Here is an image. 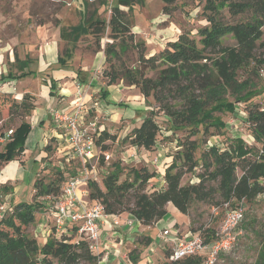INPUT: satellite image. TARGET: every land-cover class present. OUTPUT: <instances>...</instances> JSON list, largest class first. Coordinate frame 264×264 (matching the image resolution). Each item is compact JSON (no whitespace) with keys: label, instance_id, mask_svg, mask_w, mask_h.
Here are the masks:
<instances>
[{"label":"trees","instance_id":"trees-1","mask_svg":"<svg viewBox=\"0 0 264 264\" xmlns=\"http://www.w3.org/2000/svg\"><path fill=\"white\" fill-rule=\"evenodd\" d=\"M161 1L164 14L170 15L169 5L176 0ZM130 6V0H117V3L113 0L110 20L83 18L78 26H62L61 38L74 47L82 36H91L96 46L94 51L98 53L103 50L102 40L109 32L104 50L108 67L102 74L107 85L122 81L137 88L148 104L155 105L128 136L134 147L146 151L155 149L161 137L159 116L168 121L171 134L179 130L184 134L176 139L173 160L165 169L164 189L149 188L157 170H150L147 165H125L119 158L108 164L102 156L100 166L106 172L99 182L89 181V199L101 202L108 216L129 214L145 226L162 220L169 212V205L188 215L193 203L210 207L229 204L234 208L236 204L252 202L264 194V107L259 100L263 90L257 89L251 78L264 69V0H207L204 12L207 25L198 29L199 41L191 32H184L150 56L145 54L144 42H130L134 37L132 26L123 9ZM223 9L229 17L223 15ZM227 36H232L236 44L225 45ZM131 48L138 54L137 67H130L122 60V55ZM73 51L67 48V59L60 54L58 62L66 66ZM242 70L249 71L245 80L238 77ZM148 71H154L155 76L149 77ZM31 73L1 78H19ZM78 73L81 77V72ZM51 81L53 95L56 81ZM99 94L105 100L109 92L103 88ZM238 104L245 107L248 129L260 146H248L240 136L233 138L224 149L217 144L208 145L205 138L215 135L212 129L219 133L226 128L222 116L234 114ZM34 108L32 96H24L20 101L13 94L0 92V123H3L0 168L24 152L31 132L27 117ZM17 121L19 124L12 129V136L2 143L1 138L7 135L3 128ZM114 139L115 136L104 130L97 145L108 152L106 141ZM47 150H51L50 145ZM67 167L57 166L51 178L38 177L33 187V201L13 204L12 210L0 218V264H100L101 256L91 252L88 241L78 235L74 226L68 227L60 237L55 235L53 226L46 240L28 231L29 226L37 224L38 213L53 204L47 198L57 199L72 176ZM196 171L197 181L183 184L184 177ZM144 240L146 249L152 241ZM141 253L136 249L131 251L128 264H138ZM172 264H203V256H188ZM255 264H264V247Z\"/></svg>","mask_w":264,"mask_h":264},{"label":"rangeland","instance_id":"rangeland-1","mask_svg":"<svg viewBox=\"0 0 264 264\" xmlns=\"http://www.w3.org/2000/svg\"><path fill=\"white\" fill-rule=\"evenodd\" d=\"M105 1L107 0H0V92L13 94L20 101L27 95L38 97L34 110L27 117V122L31 128L35 125L34 120L43 114L49 113L50 104L45 94V89L47 88L46 85L50 88L51 80L54 79L53 75L57 74L55 72L56 69L70 72L71 68L75 66V63L71 65L73 60L77 63L86 59L91 63L101 56H103L102 61L105 59L104 50L106 44L109 42V32L102 40L103 50L97 53L94 51L96 46L91 36H82L73 47L67 41L62 40L61 28L59 29L62 26L68 28L78 26L83 22V18L84 20L91 17L110 20V7L113 1H107L110 7L106 6ZM130 2V8L123 7L127 15L126 19L132 26L134 37L133 41L130 40V42L133 44L144 42L145 54L148 56L154 55L164 49L167 43L177 40L178 36L184 32H191L197 41H199L200 37L197 35L198 29L207 25L204 15L207 0H176L174 4L169 5L170 15L164 14V3L161 0H130ZM115 3H117V0H115ZM222 12L224 16L229 17L226 9H223ZM55 28L59 29L60 34L58 37L55 36ZM262 41L264 42V36ZM49 42L57 43L58 57L61 54L63 58L67 59L66 49L74 50L73 56L68 60L66 66L53 62L43 63V56L45 54L43 50L46 51L49 48L46 45ZM223 43L228 46L236 44L232 36L225 37ZM51 48L53 49L55 46L52 45ZM137 59V51L133 48L122 55L123 62L127 63L130 67L138 66ZM114 62L116 61L114 60ZM107 67L108 64L105 63L101 66L100 70L102 74L103 70ZM28 72L32 73L19 78H1L8 74L20 76L22 73ZM52 72L54 73L52 74ZM155 74L154 71L147 72L149 77H153ZM238 77L240 80L247 79L249 71H240ZM251 78L256 88L263 90V94L259 100L262 101L264 107V69L260 70L258 74L252 75ZM115 85L117 89L112 90L105 101L102 100L99 93H94V97H92V103L96 100L100 101V103L104 101L110 115L102 111L100 104V107L92 109L87 116L89 120H93L94 118L99 119V125L116 138L106 141V144L110 148L108 151L110 159L106 163L109 164L118 158H125V165L137 167L147 165L150 170H153L157 165L155 160L149 161L147 164L141 158L142 154H146V150L136 149L131 144L128 136L131 135L132 130L141 125L155 105L153 102L148 104L146 101H142L140 97L141 93L137 88L131 89L130 86L124 85L119 81ZM71 88H69L70 91ZM57 93L51 96H55L56 98L59 95ZM121 100L122 102H120ZM244 108V106L238 104L234 114L228 113L222 116L226 128L219 133L212 129L215 135L206 137V143L208 145L217 144L220 148L224 149L229 147L233 138L240 136L245 139L248 146L256 145L259 147L260 145L256 143L248 129L247 114ZM108 119L111 120L112 124ZM157 122L161 126V137H159L160 139L156 145L165 148L167 154H174L176 151V139L183 136V130L171 134L168 131L169 123L165 118L159 116L157 117ZM2 124L0 123V126ZM18 124L19 121L13 126L8 124L2 131L8 133L18 126ZM31 132L28 138L30 135L32 136L29 138V141L27 138L25 142V150L23 152L25 155L20 159L17 157L13 161L3 164L0 168L1 181L9 184L16 191L13 199L16 204L21 202L31 203L33 201V187L36 178L42 176L51 178L56 172V166L53 167L51 164L55 162L57 165V158L50 161L52 162L50 163L46 161V157L42 158L41 155L48 151V145L51 146L49 152L53 155L56 152L57 143L50 139L49 143L46 144L45 142L44 144L41 138L39 139L38 128L33 133ZM205 148L204 146L203 151ZM157 150L155 147L151 151L155 152L154 156H159ZM131 155H136V158ZM154 156L151 155L150 159L153 160ZM100 160L98 162L97 158H94L88 164L90 173L92 171L90 176L97 182H99L102 174L106 172V169L100 166ZM60 161L66 164L63 159ZM67 168L70 169L71 175L74 176L77 174V169H82L83 166L81 162L75 161ZM197 172L187 174L183 179V184L196 182ZM238 174L240 176L241 172L239 171ZM149 188L150 190L158 188V185L152 184L151 186L150 184ZM4 193L1 191L0 195ZM5 200L3 201L5 202ZM3 201L0 198L1 205L4 204L1 203ZM230 208V206L227 207L226 205L210 207L204 203H193L190 213L184 215L178 212L174 206H171L168 214L163 219L167 223L168 229L171 230L172 235L177 230L180 237L197 234L208 245H213L217 240L218 233L222 230L224 216ZM243 208L245 209V219L235 232L237 234L236 241L230 245V249L220 255L216 264H255L261 254V249L264 247V194L252 202L244 203ZM52 212H54V209L48 206L46 209L43 208L37 216L40 217L42 214L46 216L48 214L51 215ZM184 216L187 217L185 218ZM40 224L39 222L32 224L29 226L28 231L32 235L38 236L39 239H44L45 228L41 227V230ZM45 226L49 227L48 232H50L53 228V222L47 221ZM38 231H42V233ZM149 234L153 238L154 246L158 248V251L155 254L149 252L147 255L146 249L143 246L145 240H142L138 248H135L137 252H142V259L140 258L141 264H169V255L172 248L171 242L160 235L159 228L157 227H153L149 231ZM133 245L134 238L128 239L126 243L127 250H135L133 249ZM159 246L162 247L159 248ZM201 256H203V264H205L207 252L201 254ZM103 264L128 263L119 256H113L107 263Z\"/></svg>","mask_w":264,"mask_h":264},{"label":"built area","instance_id":"built-area-1","mask_svg":"<svg viewBox=\"0 0 264 264\" xmlns=\"http://www.w3.org/2000/svg\"><path fill=\"white\" fill-rule=\"evenodd\" d=\"M84 90L82 84L78 83L76 101L71 111L62 112L56 109L51 111L54 124L57 129L63 131L62 136L68 145L64 155L66 162L71 164L79 161L82 163L83 168L79 169L76 175L68 178L57 199L54 197L47 198L49 202L53 201V204L48 206L55 211L54 215L48 214L47 219L51 217L54 219L53 226L56 228L55 232L58 237L67 232L68 227H76L78 235L88 241L91 252L100 255L101 261H103L107 260L111 254V250L104 244L101 236V227L108 215L101 202L86 199L89 198V181L95 180L90 176L92 171L90 173L88 164L94 158H97L99 162L101 156L104 157L106 162L110 159V155L108 152H103L97 145V140L102 133L99 119L89 120L87 118L90 111L100 107L101 103L98 100L93 103V100L86 101ZM12 134L13 130H10L6 137L1 138V142L5 143ZM131 156L136 158V155ZM155 163H158V159H155ZM225 205L229 207V204ZM244 219L245 209L243 203L227 210L222 230L218 233L217 240L213 245L205 243L203 238L197 234L180 237L178 230L173 235L169 229L161 231L162 237L172 244L169 264L178 262L188 256L206 252L205 264H216L220 255L230 249V245L236 241L237 234L235 232L244 222ZM134 220H127V224L133 225ZM114 225L120 226L119 216L115 217ZM122 259L127 262L128 256L124 255Z\"/></svg>","mask_w":264,"mask_h":264},{"label":"crops","instance_id":"crops-1","mask_svg":"<svg viewBox=\"0 0 264 264\" xmlns=\"http://www.w3.org/2000/svg\"><path fill=\"white\" fill-rule=\"evenodd\" d=\"M47 28V26H46ZM61 27H59L60 29ZM59 29L55 28V36H59ZM49 48L45 51L44 54V59H43V63H59L58 62V45L57 43H47L46 44ZM52 45L55 46V48H51ZM100 54V53H99ZM103 55V54H101ZM102 57L96 58L93 62L90 63V61L88 60H83L81 62H75L74 60L72 61L71 65L75 63V66H73L71 68V71H67L66 70H59L56 69L55 72H57V74L54 76L53 75V80H55L56 83V87L55 90L53 91L56 95L55 96H51V90L49 88V86L46 85V89H45V94L48 98L49 104H50V108H49V113L48 114H43L42 116L38 117V119L34 120L35 121V125L32 126L31 130L33 133L37 128L39 129V139L41 138L42 142L45 144L49 143L50 139L54 140V142H56V152L52 155L49 151H47L46 153H44L43 155H41V157L45 158L46 157V161L50 162L52 160H54L55 158H57L58 162L57 165L55 164V162L53 164H51V166H60V167H64L65 166H69L71 164H68L65 160V152L68 149V145L65 143L64 138L62 136L63 131L59 130L56 128L54 121H53V115L51 113L52 110H59L62 112H68L71 111L74 103L76 101V95H77V84L81 83L83 88L85 89L84 92L86 94V101H90L92 100V95L98 94L100 93V91L105 88L106 90H108L109 94L111 93L112 90L117 89V86L115 84L108 86L107 83L108 81H106V79H104L102 77V72L100 73V69L101 66L105 63V59L102 61ZM78 68V69H77ZM60 72V73H59ZM78 72H81V77L78 76ZM54 72H52L53 74ZM59 73V74H58ZM84 80V81H81ZM120 83H123L122 81H119ZM124 84V83H123ZM125 85V84H124ZM70 87L71 91H70ZM131 89H133L134 87H130ZM34 96V95H33ZM35 97V104L37 101V96ZM141 100L145 101L143 96L140 95ZM105 101V100H104ZM101 102V107H102V111L109 114V109L106 105L105 102ZM58 102V103H57ZM122 102V100L120 101ZM56 107V108H55ZM101 111V112H102ZM110 121V123L112 124L111 120L108 119ZM40 125V126H38ZM102 131H104V128H102ZM42 132V133H41ZM32 135L29 136V138ZM28 138V141H29ZM45 146V145H44ZM49 146V145H48ZM156 148L158 149V153L159 156H154L155 152H151V151H146V154H142V159H144V161L148 164L149 161H154L155 159L158 158L159 162L157 163V165L155 166V168L153 170H157V176L155 178H153L151 180V186L152 184L158 185V188L156 189H164L165 188V181H164V173H165V169L166 167H168L172 160L173 154H167V150L163 147H161L160 145H156ZM137 149V148H136ZM43 153V152H42ZM25 154L23 153L21 156H19V159L22 158V156H24ZM52 155V156H51ZM153 155L154 158L153 160L150 159V156ZM63 159L66 164H63L60 160ZM124 160L123 163L125 162V158H122ZM52 163V162H50ZM63 164V165H62ZM162 164V166H161ZM154 165V164H153ZM79 169H77L78 172ZM50 172V171H49ZM37 180V178H36ZM35 180V182H36ZM34 182V184H35ZM3 191L5 192L4 194L0 195V198H2V201L4 199L5 202H1L4 204H0V216H3L6 212H10L12 210V205L16 204L14 199V196L16 194V191L9 186V184H6L4 182L1 181L0 179V192ZM19 194V192H18ZM44 203V201H43ZM173 205H169L168 206V211L170 209V207ZM175 208V207H174ZM176 209V208H175ZM177 210V209H176ZM178 211V210H177ZM179 212V211H178ZM116 216H108L102 224L101 227V236L102 239L104 241V244L106 246L109 247V249L111 250V254L110 257L107 260H103L100 262V264L103 263H107L109 261V259H111L113 256L114 257H120L122 258V256L126 255L129 256L128 254L131 252V250H127L128 248L126 247V243L128 242V239L130 238H134V247L138 248L140 242L144 239H148L150 238L152 243L151 245L146 248V254L148 255L149 252L152 254H155L158 251V248H156L154 245V240L151 237V235L149 234V231L153 228V227H157L159 228V233L161 235V231L168 229L167 227V223L165 222L164 219L160 220L159 222H157L156 224H154L153 226H145L140 224L133 216L129 215V214H122L120 217V226H115L114 225V219ZM185 218L187 216H184ZM135 219V220H134ZM127 220H134L133 225H128L127 224ZM47 221L53 222L54 219L48 218L45 214H42L40 217L37 216V223H41L40 224V229L42 230L41 227H44V239L46 240V237L48 236V230L49 227L45 226V224L47 223ZM54 225V222H53ZM39 227V225H38ZM37 227V228H38ZM41 232L42 231H38ZM48 232V233H46ZM146 242V241H145ZM167 243V242H165ZM162 246H159V248ZM117 255V256H116ZM142 259V257H141ZM129 263V262H127ZM138 264H141V260ZM149 264H155V263H149Z\"/></svg>","mask_w":264,"mask_h":264}]
</instances>
